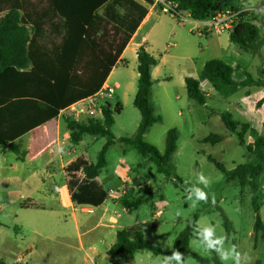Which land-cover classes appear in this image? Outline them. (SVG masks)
<instances>
[{"label": "rangeland", "instance_id": "obj_1", "mask_svg": "<svg viewBox=\"0 0 264 264\" xmlns=\"http://www.w3.org/2000/svg\"><path fill=\"white\" fill-rule=\"evenodd\" d=\"M218 1L259 8L256 11L264 9V0ZM151 17L156 20L153 22V35L154 32L156 34L152 38L150 53L159 62L152 74V102L162 121L149 129L144 141L163 153L168 130H178V148L173 156L177 178L159 173L153 162L143 157L134 146L120 140L134 137L141 120V113L133 104L137 92V60L128 52L129 64L120 62L110 77H105L114 87V93L111 99L103 102L110 103L113 109L120 105L121 112L114 116V144L108 149L107 166L100 174L107 190L115 182L122 181L120 185L127 188V194L116 200L119 206L110 199L106 205L116 214L120 213L118 229L139 224L144 239L165 252L173 249L174 240L195 215L198 216L197 222L216 225L217 235H227L225 222L229 221L232 225L231 243L247 252L252 257V264H264V238L262 232L256 235L254 231L257 214L264 223V163L254 191L249 184L228 182L215 163L209 160L210 156L215 158L228 170L239 164L259 162L257 157L248 154L245 145L239 144L237 135L225 127L221 115L228 111L235 121L250 125L245 135L246 144L263 136L264 84L240 87L232 92L229 88L217 91L204 80L202 88L206 104L201 105L188 97L183 79L184 76L198 78L206 61L219 59L234 68L232 77L235 81L244 80L245 72H249L254 79L264 83V44L254 52L231 42L228 31L201 36L196 24L180 23L169 12H162L160 7L152 10ZM261 37L264 41V32ZM114 60L113 52L110 61ZM65 118L63 115L61 120L65 122ZM96 118L101 119L100 114ZM211 134L220 136V142H203ZM106 142L107 137L86 135L77 152H86V158L95 163ZM61 145L65 149L63 156L66 162L76 146L71 144L70 137ZM15 162L14 153H0V260L5 264H82L85 253L80 248L73 220L68 211L54 207L57 199L62 203L60 192L55 187L63 192L68 183L65 169L57 168L56 181L43 182L39 176L28 173L34 164L23 165L18 161L12 170ZM139 163L143 167L132 174ZM200 172L211 181L209 191L215 193V205L210 202L211 196L209 203L200 202L194 207L186 200L185 182L194 181ZM129 176L134 180L126 183ZM129 194L130 199L145 201L137 209L125 213L122 199ZM62 197L67 205L71 204L67 196L62 194ZM24 201L35 206L22 207ZM178 211L181 213L179 216L176 214ZM97 212L90 213L82 208L76 211L83 217H94ZM197 256L207 262L200 261ZM154 257L160 259L162 254H154ZM186 257L188 264H215L213 254L205 252L195 241V236L190 241V252Z\"/></svg>", "mask_w": 264, "mask_h": 264}, {"label": "trees", "instance_id": "obj_2", "mask_svg": "<svg viewBox=\"0 0 264 264\" xmlns=\"http://www.w3.org/2000/svg\"><path fill=\"white\" fill-rule=\"evenodd\" d=\"M94 1L96 4L89 7ZM84 2L82 5L79 3L75 5L74 2L65 5L63 0H54L50 4L48 0V7L37 19L28 15L25 11L28 7L12 6L6 15L0 17V148L7 147L9 151L23 156L26 153L16 144L18 138L58 118L63 110L98 92L120 59L129 38L135 34L147 16L149 8L155 3L161 9L165 3L176 4L178 10L188 12L195 20H205L212 14L226 9H243L240 5L222 3L218 0H84ZM86 3L88 7L84 6ZM101 8L107 22L117 29L113 43L109 45L104 58L85 39L91 17ZM53 10L64 18V21L52 23L48 19L45 20ZM21 11H25V14ZM256 13V10L245 11L230 32L231 42L254 52L260 50L264 44L261 37L264 32V15ZM46 24L53 26L58 36L52 35L54 31L43 30ZM50 35L58 41H51ZM113 52L115 60L110 61ZM137 62V92L133 104L140 111L141 120L134 137H123L120 140L126 145L134 146L143 157L153 162L159 173L177 178L173 156L178 148V130L175 128L168 130L163 153L144 141V135L149 129L162 121L161 116L156 114L152 102V69L158 60L148 51L146 45H141L137 50ZM233 72L234 68L222 60L207 61L199 78L185 79L188 97L198 104H206V95L201 85L204 80L217 91L229 88L235 92L240 87L264 84L262 80L254 79L249 72H245L244 80L235 81L232 77ZM120 112V105L113 109L110 103L106 102L101 107V119L89 118L78 122L70 117L65 118L72 145H78L86 135L107 137V142L95 163L85 157H78L66 167L71 201L77 205L98 207L108 198V190L98 178L102 169L107 166L108 149L114 144L115 138L112 133L114 116ZM221 120L230 132L237 135L239 144L246 146L248 154L257 157L259 162L239 164L228 170L215 158L210 156L209 160L215 163L228 182L239 181L242 185L249 184L256 191V178L262 172L264 163V135L259 136L253 143L246 144L245 135L250 129L248 123L241 124L235 121L228 111L221 115ZM220 140V136L211 134L204 138L203 142L216 144ZM142 167L143 164L139 163L132 174L138 173ZM144 201L123 198L122 204L131 211L137 209ZM253 204L257 210L255 199ZM21 206L28 208L35 204L24 201ZM197 220L198 216L195 215L174 240L173 249H180L185 256L190 252V241L194 237L193 227ZM225 226L230 237L232 225L226 221ZM254 231L256 235L262 232L264 238V223L258 214ZM144 250L162 255L169 252L145 240L141 226L134 224L117 231L116 241L107 253L114 259L113 264H132L135 254ZM212 254L215 264H221L216 254ZM197 258L204 263L207 262L206 259L198 256ZM0 264L5 263L0 260Z\"/></svg>", "mask_w": 264, "mask_h": 264}, {"label": "crops", "instance_id": "obj_3", "mask_svg": "<svg viewBox=\"0 0 264 264\" xmlns=\"http://www.w3.org/2000/svg\"><path fill=\"white\" fill-rule=\"evenodd\" d=\"M53 1L54 0H49V4L50 2ZM63 2L65 5H68L70 2H74L75 5L76 3L82 5V2H84V0H63ZM94 4H96L95 1L91 3L89 7H91ZM85 5L86 7H88L87 3L84 4V6ZM12 6L28 7L25 11L28 12V15H32L33 18L37 19L39 18V16L42 15L43 11L46 10V8L48 7V0H0V17L6 15V13L9 11V8ZM156 7H159L157 3H155L153 6L149 8V12L145 17V19L143 20V22L141 23L135 34H133L129 38L127 44L125 45L121 53L120 59L114 65L111 74L114 72L115 68L120 62H123L125 65L129 64V61L127 60L128 52H130L133 58H135L136 60H137V50L141 45H146L148 51L150 52V48L153 42L152 38L156 34L154 32L153 35V29L155 28V24H153V22L156 23V20L152 19L151 12ZM242 8L246 10L259 9L256 7H244V6H242ZM25 11H21V13L25 14ZM161 11L165 12L163 9H161ZM155 17L156 19L158 18L157 15H155ZM46 19H48L52 23H60L64 21V18L60 17L57 13H55L54 10L51 12V14L48 15V18H45V20ZM43 30H45L46 32L54 31L55 28L53 26H50L49 24H46L43 27ZM116 30L117 29H115V26L107 22L103 14V9L101 8L97 10L91 17L89 25L85 32V39L88 42V44L92 48H94L95 51L101 57L104 58L109 50V45L113 43ZM55 32L57 33V31H54L52 35L58 36V34H55ZM50 40L58 41V39H55L51 35H50ZM205 63L203 64V67ZM155 68L156 66L153 67L152 74H154ZM201 72L199 73L198 78L200 77ZM137 77H138V73H137ZM187 77L190 76H184L183 78L184 81ZM106 83H108V80L106 81ZM203 84L204 83L202 82V86ZM62 116L63 115L60 114L58 118L51 120L45 125L39 126L29 131L28 133L24 134L23 136H21L16 140V144L19 146L20 150L25 151L26 154L21 156L14 153L16 155V162L15 165L11 166L12 170H15L17 163L19 162L23 165L34 164V167L31 168L30 171H28V173H30V176H36V177L39 176L43 182L48 180L56 181L57 178L55 176L57 174L56 171H58L57 168L60 167L62 168V170L65 169L66 172V167L70 162L74 161L78 157L86 158V154H85L86 152L85 153L80 152L79 154L77 152V147L79 146L80 143L70 151L72 155L71 157H69V160H67L66 162L64 161L63 154H59L57 153V151H55L58 145L62 146L61 144H65L66 140L70 137V132L66 127V123L61 120ZM86 119L87 118L83 117V120L86 121ZM7 152H11L7 147L0 148V153H7ZM122 178L119 179L121 180ZM98 180L103 184V182L100 180V176ZM132 180H134V178L132 176H129L126 183H129ZM121 183L122 181L115 182L113 186L114 185L118 186ZM55 188L57 189L58 186H56ZM63 192L65 193L62 194L65 197L67 196L68 199V196L70 194L68 187L64 188ZM130 193H132V190L130 191ZM130 195L131 194L127 195L125 198H129ZM109 199L112 201V203L115 206H119L118 201L111 199L109 197L105 200L103 204H101L98 207H93L90 205H77L75 203H71L72 207L70 208L67 206L66 200H64V198H62V203L61 201L59 202V200L57 199L56 203L54 204V207H56L57 209L68 211L69 213L67 214L73 220V223L75 225V230L77 231L78 236L80 238V248L85 253L82 264H113L115 262L114 259H112L107 252L109 248L116 241L117 231L120 230L117 228V225L119 223L118 218L121 215L120 213L116 214L115 211H112L110 207L106 205V202ZM79 208H82L84 211L90 213H94V212L96 213L97 210H99V212H97V214L94 217H86V216L83 217L82 215H78L76 213V211ZM127 211L128 209L125 208L124 212L126 213ZM67 214H65L66 217H68ZM67 219L68 218H66V220ZM51 258H55V257L52 256ZM72 258L73 257H71V259ZM71 259L69 261H71ZM132 264H160V259L154 257V254L152 252L144 250V251H139L135 254V259Z\"/></svg>", "mask_w": 264, "mask_h": 264}, {"label": "clouds", "instance_id": "obj_4", "mask_svg": "<svg viewBox=\"0 0 264 264\" xmlns=\"http://www.w3.org/2000/svg\"><path fill=\"white\" fill-rule=\"evenodd\" d=\"M257 15H264V9L257 11ZM57 153L63 154L65 149L63 146H57ZM186 200L191 202L194 207L198 203H209L211 196V204H216L215 193H210L211 181L203 172L197 173L194 181L185 182ZM57 191L60 189L57 188ZM177 216L181 213L178 211ZM195 241L198 245L208 253H215L221 261V264H252V257L247 253L239 250L238 246L231 243L228 235H217V226L208 223L204 224L196 222L193 227ZM160 264H188V258L184 252L178 248L171 249L167 254L162 255Z\"/></svg>", "mask_w": 264, "mask_h": 264}, {"label": "built area", "instance_id": "obj_5", "mask_svg": "<svg viewBox=\"0 0 264 264\" xmlns=\"http://www.w3.org/2000/svg\"><path fill=\"white\" fill-rule=\"evenodd\" d=\"M165 12H169L172 16L178 19L180 23H194L196 27L199 29L198 34L201 36L209 35V34H220L222 32L228 31L231 32L238 22L242 14L245 11H249L246 9L241 10H231L226 9L224 11L216 12L212 14L205 20H195L192 19L190 14L183 10H178L176 4H164V8H162ZM192 19V20H191ZM200 24V25H199ZM114 93V87L106 83L102 86V88L91 95L88 98L78 101L77 103L71 105L68 109L63 110L61 112L62 115L66 117H70L75 121H85L83 117L87 118H96L97 115L101 113V107L106 103L103 101H107L111 99ZM66 185L64 188H67ZM61 198L62 190H59ZM127 194V188L123 185L112 187L108 190V197L114 200L122 198ZM69 201L71 202V196H68ZM73 203V202H71ZM68 207H72V204L67 205Z\"/></svg>", "mask_w": 264, "mask_h": 264}]
</instances>
